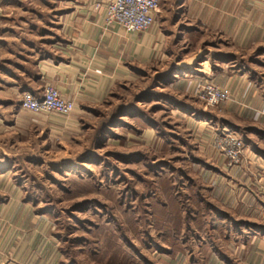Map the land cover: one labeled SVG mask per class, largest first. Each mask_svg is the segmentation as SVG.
Masks as SVG:
<instances>
[{"label": "crops", "instance_id": "obj_1", "mask_svg": "<svg viewBox=\"0 0 264 264\" xmlns=\"http://www.w3.org/2000/svg\"><path fill=\"white\" fill-rule=\"evenodd\" d=\"M20 1L0 0V135L26 137L29 142L40 137L43 143L54 137L72 141L95 111L110 104L117 87L148 79L155 63L167 61L166 71L154 70L155 90L166 86L192 93L196 83L207 80L231 93L217 115L167 98L187 112L176 110L178 116H189L191 128L212 122L240 133L264 163V73L245 64L249 55L250 63L264 69V0H187V7L184 2L177 11L186 15V23L179 33L169 34L164 20L158 21L159 13L144 33L106 27L107 0H54L41 11ZM37 14L44 16L37 20ZM183 31L191 37H210L201 53L204 57L193 52L195 56L180 58L167 50L169 45L177 47L180 37H187ZM48 86L75 104L72 116H34L20 110L23 93L41 97ZM154 89L152 94H157ZM193 163L197 170L204 166L210 196L198 197L203 215L182 219L193 223L182 234L189 239L187 251L181 245L173 252L159 248V262L264 264V178L260 175L264 165L260 164L258 183L253 185L257 192L253 188L252 193L237 194L217 166L196 159ZM4 174L0 173V190L8 191V198L0 195V264H65L46 212L35 209L32 200L25 201L19 190L26 187L4 182L10 173ZM198 221L204 229L195 227Z\"/></svg>", "mask_w": 264, "mask_h": 264}, {"label": "rangeland", "instance_id": "obj_2", "mask_svg": "<svg viewBox=\"0 0 264 264\" xmlns=\"http://www.w3.org/2000/svg\"><path fill=\"white\" fill-rule=\"evenodd\" d=\"M52 1L20 2L41 11ZM184 2L187 7V0H161L158 21L164 20L168 34L179 33L186 23V15L177 12ZM42 16L37 14V20ZM183 32L187 37H180L177 47L167 48L175 57L201 54L211 41L204 34L191 37ZM250 59L245 57L246 67L264 73ZM167 63H155L146 80L117 87L108 100L110 106L95 111L84 122L82 134L72 141L54 137L43 143L40 137L29 142L26 137L0 135V164L5 167L0 173H10L4 182L25 186L20 196L46 212L65 264H161L159 248L173 252L181 245L187 251L189 239L184 236L193 223L182 219L203 215L198 197L210 196L204 166L192 168L195 159L217 166L237 194L252 193L258 183L264 163L240 133L212 122L191 128L189 116H178L176 110L187 112L167 99L175 97L198 111L217 115L228 101L208 108L200 100L202 85L215 84L200 81L192 93L185 94L166 86L162 91L154 89V70L166 71ZM41 115L58 116H34ZM103 127V133L99 132ZM261 185L264 194V179ZM7 192L0 190L1 197L8 198ZM195 227L204 229L203 222Z\"/></svg>", "mask_w": 264, "mask_h": 264}, {"label": "built area", "instance_id": "obj_3", "mask_svg": "<svg viewBox=\"0 0 264 264\" xmlns=\"http://www.w3.org/2000/svg\"><path fill=\"white\" fill-rule=\"evenodd\" d=\"M160 2L161 0H107L106 27H119L126 33L147 32L155 24ZM202 86L200 100L208 108L219 106L231 98V93L226 88L210 83ZM20 107L22 111L34 115L54 113L62 117H70L75 112V104L64 99L51 86L44 89L41 97H36L31 92L23 93Z\"/></svg>", "mask_w": 264, "mask_h": 264}, {"label": "trees", "instance_id": "obj_4", "mask_svg": "<svg viewBox=\"0 0 264 264\" xmlns=\"http://www.w3.org/2000/svg\"><path fill=\"white\" fill-rule=\"evenodd\" d=\"M104 126V125H103ZM105 129V127H103V129L99 130V132L103 133V130Z\"/></svg>", "mask_w": 264, "mask_h": 264}]
</instances>
